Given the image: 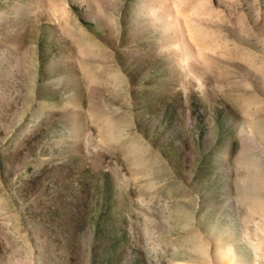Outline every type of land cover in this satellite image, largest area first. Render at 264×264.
<instances>
[{
  "label": "rangeland",
  "instance_id": "374dc122",
  "mask_svg": "<svg viewBox=\"0 0 264 264\" xmlns=\"http://www.w3.org/2000/svg\"><path fill=\"white\" fill-rule=\"evenodd\" d=\"M234 201L264 206V0H0V264H208Z\"/></svg>",
  "mask_w": 264,
  "mask_h": 264
},
{
  "label": "bare ground",
  "instance_id": "6f19581e",
  "mask_svg": "<svg viewBox=\"0 0 264 264\" xmlns=\"http://www.w3.org/2000/svg\"><path fill=\"white\" fill-rule=\"evenodd\" d=\"M238 209L239 203L234 201L227 208V215L219 221L209 219L201 225L197 224L206 242L210 244L208 264H264V206L249 204L246 207L247 211L259 215L251 223L240 216ZM175 259V264L188 261ZM193 261L198 264L203 262L201 259Z\"/></svg>",
  "mask_w": 264,
  "mask_h": 264
}]
</instances>
